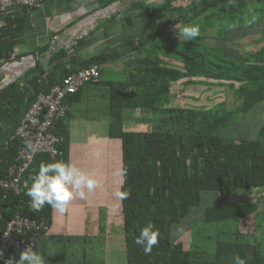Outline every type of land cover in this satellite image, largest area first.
<instances>
[{"label": "trees", "instance_id": "obj_1", "mask_svg": "<svg viewBox=\"0 0 264 264\" xmlns=\"http://www.w3.org/2000/svg\"><path fill=\"white\" fill-rule=\"evenodd\" d=\"M130 1L127 18L134 22L132 33L108 53L79 61L70 59L75 46L60 50L45 63L37 60L0 90V179L14 165L19 142L11 137L37 95L47 94L64 78L92 66L100 69V84L102 66L121 61L120 80L104 85L109 98V137L118 139L122 149L121 192L127 196L120 202L127 264H233L236 255L246 264H264V232L260 242L250 243L233 218L235 207L222 208L217 203L210 210L212 220L218 221L211 224H217V229L233 226L219 228L213 246L204 244L211 241L203 233L209 223L191 225L187 251L175 243L185 233L183 226L192 210L207 203L205 195L264 189V126L255 140L224 136L239 127L254 107L264 104V0ZM23 24L22 16L0 15V63L21 62V58H11V48ZM192 24L199 26L200 35L192 41L179 39L176 31ZM252 37H258L257 50L239 53L233 48H243V42ZM191 87L195 95L186 92ZM202 88L222 89L232 100L229 105L219 101L209 108L190 103L200 98L197 90ZM80 90L64 104L70 107L77 102ZM127 110L141 112V124L146 127L127 131L123 124ZM68 118L69 113L50 130L59 141V154L35 157L22 177L24 192L14 195L0 189V227L20 215L49 229L52 208L45 205L35 211L25 193L41 162L69 161ZM218 212L225 218H218ZM148 223L160 236L152 252L145 254L133 241ZM47 230L41 232L34 249L45 264H99L86 261L83 238L49 239ZM49 240L54 243L50 256L45 253ZM13 258L16 261L19 256Z\"/></svg>", "mask_w": 264, "mask_h": 264}, {"label": "crops", "instance_id": "obj_2", "mask_svg": "<svg viewBox=\"0 0 264 264\" xmlns=\"http://www.w3.org/2000/svg\"><path fill=\"white\" fill-rule=\"evenodd\" d=\"M128 1L130 4L126 9L121 5L122 0H44L38 10L27 11L21 8L12 10L7 17L12 19L22 16L24 24L18 40L14 41L16 43L11 48V58H21V61L33 58L45 63L46 57L53 48L54 37H58L59 44H67L74 37H78L73 45L75 47L69 52L70 59L86 61L106 54L121 43L122 37L132 33L134 22L127 18L130 16L128 11L131 5V1ZM105 11H107L105 18L100 17L92 26L89 25L91 17ZM258 37L245 40L242 50L239 48L241 46L233 48L239 53L244 49L257 50L260 47V45L256 47ZM211 43L214 44L213 41ZM226 46L233 45L227 43ZM101 69L102 83L86 85L80 90V99L70 105L68 118L69 161L92 174L99 181V187L89 193L86 199L82 200L79 197L73 199L63 215L52 209L51 225L46 235L49 239L83 238L87 262L127 264L121 202L115 196L117 190L121 191L122 187V149L118 139L109 137V98L104 85L105 82L115 81L112 78L105 81L104 76L107 71H110V76H118L122 73V62L107 64ZM177 89L178 84L173 87V93ZM193 89L191 87L186 92L195 95ZM197 92L201 104L207 108L219 101L229 105L232 100L226 98L222 89L214 92L210 88H202ZM142 117L139 111H124V128L127 131L144 129L146 126L141 124ZM262 126H264V104L254 107L243 118L239 127L225 132L224 136L255 140ZM226 196L205 195L207 203L192 210L190 220L183 226L185 233L175 243L180 244L183 250L187 251L191 225L218 222L213 221L209 214L217 203L222 208L226 206L236 208L233 218L239 224V232L246 236L249 242L253 241L250 239L251 236L254 241H256L255 237L261 239L264 223L258 220L264 217V189L233 192L226 203L219 200ZM218 218L225 217L218 212ZM223 220L220 219L219 222ZM53 247V241L49 240L45 253L50 256Z\"/></svg>", "mask_w": 264, "mask_h": 264}, {"label": "built area", "instance_id": "obj_3", "mask_svg": "<svg viewBox=\"0 0 264 264\" xmlns=\"http://www.w3.org/2000/svg\"><path fill=\"white\" fill-rule=\"evenodd\" d=\"M43 1L0 0V15L6 18L10 11L19 8L27 11L38 10L42 7ZM106 16L107 11L91 17L89 25L92 26L97 19H100V17L105 18ZM77 39L78 37H74L67 44H59L58 37H54L52 39L53 48L46 57V60L51 59L60 50L71 48ZM27 60L31 62L29 67H33L36 60L28 58L21 62ZM10 66L7 63V67L0 74V90L13 83L14 78L6 81L3 80L5 70ZM99 78V67L92 66L64 78L59 85L53 87L47 94L36 96L11 137L18 140L19 149L14 160V165L7 170L6 177L0 179L1 190L14 195L22 194L25 185L22 184V177L30 169L35 157L47 154L51 158H54L59 154L57 151L59 141L50 130L53 128L55 122L63 119L69 113V105L64 104V100L69 96L75 95L85 85L97 84ZM29 144L31 147L28 146ZM46 230L43 223L38 224L33 219L15 215L4 227H0V264H14L15 260L13 257H18L19 253L30 245L34 250L41 232H45Z\"/></svg>", "mask_w": 264, "mask_h": 264}, {"label": "clouds", "instance_id": "obj_4", "mask_svg": "<svg viewBox=\"0 0 264 264\" xmlns=\"http://www.w3.org/2000/svg\"><path fill=\"white\" fill-rule=\"evenodd\" d=\"M176 34L179 39L192 41L200 35V29L195 24L186 25L176 31ZM28 146L31 147L30 144ZM30 181L25 195L30 198L32 209L39 212L47 205L61 215L67 211L73 199L77 197L86 199L89 193L99 187V181L92 174L64 160L41 162L38 171L30 177ZM115 196L123 200L127 193L117 190ZM159 236V230H154L153 225L148 223L139 229L133 243L141 246L145 254H149L158 244ZM232 260L233 264H246V260L239 255L234 256ZM14 264H45V259L30 245L19 253V259Z\"/></svg>", "mask_w": 264, "mask_h": 264}, {"label": "rangeland", "instance_id": "obj_5", "mask_svg": "<svg viewBox=\"0 0 264 264\" xmlns=\"http://www.w3.org/2000/svg\"><path fill=\"white\" fill-rule=\"evenodd\" d=\"M145 3H149V4H160V3H162L164 0H143ZM129 1L128 0H122V2H121V5H122V7L123 8H128V6H129ZM21 63V62H20ZM8 65H12L11 63H8ZM7 67V63H4V62H1L0 63V74H1V72L2 71H4V69ZM30 69V67H28L27 69H25L23 72H22V74L24 73V72H26L27 70H29ZM22 74H20L18 77H15L14 78V80H13V82L15 81V80H17L19 77H21L22 76ZM1 76V75H0ZM5 76H3V78H4ZM109 78H112L113 80H120V78L119 77H117V76H110V71H107V73L105 74V76H104V79H105V81H107V80H109ZM215 92V91H214ZM200 97V96H199ZM190 103L192 102V103H194V104H201L200 103V98H194V99H192V101H189ZM189 106H194V105H189ZM201 107V106H200ZM203 107V106H202ZM223 198V199H222ZM222 198H220L219 200H221V201H223V202H225V201H229V196H226V197H222ZM233 198V197H232ZM226 203V202H225ZM262 220V221H261ZM258 221H261L262 222V224L264 223V217H260L259 218V220ZM262 224H261V226H262ZM217 225V224H216ZM216 225H213V224H211V225H209V227H210V229H209V227H207L206 226V231H204L203 233H205V236H207V237H209V238H211V241H209V242H206V241H204V244H206V246H213V237H214V235H215V232L217 231V230H219V228H222V227H224V226H222V225H220L219 226V228L217 229V226ZM259 226V225H258ZM233 226H229V225H227V228L226 227H224V228H222V229H228V228H232ZM202 233V234H203ZM253 236H251L250 237V239H252L253 241H251L250 243H253L254 242V238H252ZM187 240V239H186ZM255 240L257 241V242H260L261 240L260 239H257L256 237H255ZM187 242H185V245H187L186 244ZM100 264V263H99Z\"/></svg>", "mask_w": 264, "mask_h": 264}, {"label": "bare ground", "instance_id": "obj_6", "mask_svg": "<svg viewBox=\"0 0 264 264\" xmlns=\"http://www.w3.org/2000/svg\"><path fill=\"white\" fill-rule=\"evenodd\" d=\"M22 63H26L28 65H30V61L27 60V61H24V62H21V63H15L13 65H11L9 68H7L5 70V77L3 78V80H8L10 78H15L17 76H19L25 69H27L28 67H23L21 66Z\"/></svg>", "mask_w": 264, "mask_h": 264}, {"label": "water", "instance_id": "obj_7", "mask_svg": "<svg viewBox=\"0 0 264 264\" xmlns=\"http://www.w3.org/2000/svg\"><path fill=\"white\" fill-rule=\"evenodd\" d=\"M2 215V211L0 212V216Z\"/></svg>", "mask_w": 264, "mask_h": 264}]
</instances>
